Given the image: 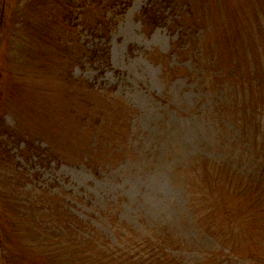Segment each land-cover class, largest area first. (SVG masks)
Returning <instances> with one entry per match:
<instances>
[{
	"label": "rangeland",
	"instance_id": "rangeland-1",
	"mask_svg": "<svg viewBox=\"0 0 264 264\" xmlns=\"http://www.w3.org/2000/svg\"><path fill=\"white\" fill-rule=\"evenodd\" d=\"M27 1L6 0L0 28V264H50L44 248L73 264L78 256L70 245L88 234L110 252L117 242L149 237L183 250L181 237L195 232L200 238L192 250L211 252L205 237L211 234L219 249L264 264V232L238 217L231 228L216 210L238 204V186L256 175L264 131L250 112L264 103L258 95L245 101L227 94L231 88L217 80L222 72L216 79L207 59L198 63L193 55V46L205 52L208 44L220 53L217 37L235 33L247 7L258 33L245 24L247 59L254 41L264 53V0H198L208 20L181 48L183 30L161 25L150 32L140 19L149 0H134L114 19L109 64L90 58L93 46L102 47L98 39L80 33V43L64 45L61 33L63 46H47L45 67L39 48L26 52L32 31L18 13ZM246 157L251 172L241 165L249 164ZM189 211L196 215L191 230ZM59 223L68 227L63 234ZM128 259L112 257L109 264Z\"/></svg>",
	"mask_w": 264,
	"mask_h": 264
},
{
	"label": "trees",
	"instance_id": "trees-1",
	"mask_svg": "<svg viewBox=\"0 0 264 264\" xmlns=\"http://www.w3.org/2000/svg\"><path fill=\"white\" fill-rule=\"evenodd\" d=\"M0 1L2 4V7L0 6L1 28L5 22L3 11H5L4 6H6V0ZM133 1L134 0H28L21 8L20 13H18V16L20 14L22 23H25V26L29 27L32 31L29 36L33 41H27L26 52L29 48H34L36 50L39 48V51L37 52L40 54L41 59L38 63L42 67H45L48 64L47 59L50 55V53L45 52L47 46L51 47L49 51L58 44L63 46V44H61V38L57 35H61V33L66 35L67 41L64 42V45H77L80 43V33H87L89 36L98 39L102 44V47L96 45L90 49L93 50L90 58H99V62L103 65H107L109 64L108 61L110 58V50L108 48L110 33L116 24L114 19L119 14H123L131 6ZM207 8H209L208 5ZM247 8L241 9V15H243V18L240 16L237 20V31L235 33L227 34L222 39L217 37V42H222L220 44L218 43L219 49L222 50L220 53L216 49V45L213 46L208 44L205 47V52L203 48L201 49L199 46H193V55L198 63L201 62L202 58L204 60L207 59V64L211 66L212 75L216 79V75L219 72H222L223 76L219 75V79L217 80L222 81L225 90L231 88V92H228L227 94L238 96L242 94L245 101L248 98L247 94L252 98H254V95H258L261 103H264V53L260 54L259 52L258 45L260 42L259 40L253 42L254 53L253 58L251 59H247V53L244 48L245 24H247L248 31L256 33L252 30V26L249 24L251 18L249 16L250 12ZM252 10L256 12L258 17L260 16L258 7H255ZM200 11L201 8L198 4V0H149L148 5L140 14V19L143 26L150 32H153L161 25H166L171 29L175 26L181 28L184 34L179 36L178 39L181 43L176 46V48H181L184 47V40L188 33L194 36L196 33L199 35L200 31L204 30V20L207 21L208 17L204 16ZM114 12L117 14H114ZM242 25L243 29L241 28ZM253 27L259 30L260 26H258L257 23H254ZM260 41L261 43L264 42L263 40ZM41 43H45L46 45H42ZM188 45L190 47V44ZM26 52L21 50L20 56H27L28 54L26 55ZM82 52L83 56H85L88 50H82ZM174 53H176L175 49ZM27 57L30 58L31 56L28 55ZM30 60L32 59L30 58ZM71 64L75 65L73 63ZM198 67L200 68V71H203L200 64H198ZM248 72L252 74V77L248 75ZM2 80L0 69V83ZM254 101L255 100L251 102ZM255 105L256 106L250 114H252L251 116L254 121L255 119L259 120L257 121L258 127L260 130L264 131V106ZM262 110L263 112H261ZM260 139L262 141L261 147L259 148V153L254 159L255 164L259 162L257 165V172L256 175H248L250 179L245 184H240L238 186L237 191L239 192V195L236 197L240 202L238 204H230L222 206L221 208H216L218 212L221 211L223 213L229 227L234 228L236 226L235 220L238 217L239 220L241 219L242 221H245L246 224L252 226L251 228L255 230L257 234L262 231L264 232V176H260V174H264V133ZM248 158L249 157H246L245 161L249 164L241 163V165L251 172L253 164L250 163L251 157ZM206 163L207 166L210 161H207ZM224 165L229 167V169L232 168L230 162ZM187 168L184 167L182 170H186ZM244 172L248 173V171ZM195 218L196 215L189 211V217L185 221V227L189 228L188 230L192 229ZM72 224H74V222H72ZM59 225L62 226L63 224L59 223ZM57 229L63 234V232L68 230V227L62 226ZM77 229L83 230L84 228L80 226ZM208 230L211 232L213 229L209 228ZM89 235L90 234H88V237ZM205 237L212 241L211 252H206L202 249H190L191 244L195 245L194 243L198 244L197 242H199L198 240L200 236L199 233L197 234L196 232L191 235L190 238L181 237L184 241H182L183 250H180V243L177 246H174L175 244L170 246L167 242L158 238H154L153 240L152 237L144 240L145 242L141 241V243L140 241L137 243L128 242L126 245H121L117 242L114 252H110L106 246H96V242L92 239V236L88 239L84 236L82 239L85 242H82L80 245L77 243L75 246L71 244L70 247L74 252L76 251L74 256H78L77 260L73 258V264H109L112 257L118 258L119 256L129 258L127 264L248 263L247 258H243V256L241 257L239 254L233 253L235 252L233 250L219 249L220 246L211 234L205 235ZM57 238L61 239V236H58ZM67 240H69V238H67ZM152 240L156 241V243ZM151 242L153 243L149 245ZM187 249H190V252H188ZM214 249H218V253L212 252ZM93 250L96 251L95 256L91 253ZM41 255L43 257H51L52 263L50 264L67 263V260H61V256L49 255L48 252H45V248ZM258 261L261 262L262 259H259ZM34 264L49 263H40L35 260Z\"/></svg>",
	"mask_w": 264,
	"mask_h": 264
}]
</instances>
